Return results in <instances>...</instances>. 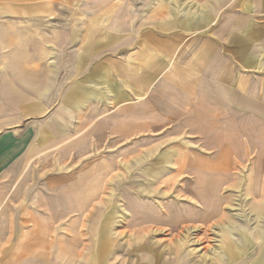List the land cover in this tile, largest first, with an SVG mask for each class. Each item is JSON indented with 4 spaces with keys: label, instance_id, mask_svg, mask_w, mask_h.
I'll return each instance as SVG.
<instances>
[{
    "label": "crops",
    "instance_id": "0c3cea01",
    "mask_svg": "<svg viewBox=\"0 0 264 264\" xmlns=\"http://www.w3.org/2000/svg\"><path fill=\"white\" fill-rule=\"evenodd\" d=\"M197 1L194 16L176 21L165 17L159 27L133 29V48L126 50L130 33L89 34L88 23L78 49L82 26L68 23L62 32L60 18L71 17V12L54 8L60 0H0V134L29 125L38 131L62 97L68 99L75 126L77 114L84 115L79 128L83 124L87 136L102 139L109 128L119 141L126 131L138 133L136 138L154 143V155L168 136L184 129L199 131L210 144L207 135H213L221 114L264 115V0ZM78 99H84L79 110ZM126 122L131 124L125 127ZM198 122L212 126L200 129ZM161 136L165 139L152 140ZM73 174L76 184L58 188L79 198L65 197L56 207L53 203L59 216L29 219L24 230L17 229L22 219L12 220L0 237V264H125L112 260L106 204L88 201L101 186L87 179L107 175L84 170ZM144 206L133 209L138 240L133 245L137 262L132 255L131 264H202L192 261L193 251L188 257L178 250L174 255L175 245L170 256L153 249L154 231L149 233L148 227L157 220V208L153 203ZM151 206L152 212L143 216L140 210ZM247 236L253 237L242 235L241 246L235 240L226 252L215 250L214 259L222 261L226 255L224 264H231L237 254L229 251L244 254ZM256 264H264V246Z\"/></svg>",
    "mask_w": 264,
    "mask_h": 264
},
{
    "label": "rangeland",
    "instance_id": "374dc122",
    "mask_svg": "<svg viewBox=\"0 0 264 264\" xmlns=\"http://www.w3.org/2000/svg\"><path fill=\"white\" fill-rule=\"evenodd\" d=\"M197 4V0H60V6L54 8L71 12V17L60 18L62 32L68 23L82 26L78 28V49L84 45L86 32L101 30L121 37L130 33V43L124 47L131 50L133 29L159 27L165 17L176 21L192 13L194 16ZM85 23L90 26L86 32ZM83 101L78 99V110ZM55 103L38 131L29 125L28 129L0 134V237L7 234L12 220L22 219L17 229L24 230L29 219L59 216L61 211L53 210V203L56 207L65 197L78 199L80 195L63 194L58 187L76 184L73 173L84 170L107 175L87 179L101 186V192L88 201L106 204L113 262L131 264L132 255L137 262L133 209L152 203L157 208V220L148 227L149 233L154 231L153 249L170 256L175 245L174 255L178 250L188 257L193 251V262L224 264L229 261L226 255L216 261L213 252H226L235 240L241 246L242 235L248 233L253 237L247 236L244 254L229 251L237 254L231 264L258 262L264 246V205L258 204L264 202V192L259 195L264 189V115L221 114L213 135H207L210 144L204 143L205 136L199 131L193 134L184 129L168 136L170 140L154 155L150 150L154 143L136 138L138 133L126 131V138L119 141L109 128L102 139L87 136L84 125L79 128V118L84 115L77 114L76 129L68 99L62 97ZM253 105L256 109L255 101ZM130 124L126 122L125 127ZM197 126L203 129L212 124L198 122ZM161 155L162 163L157 158ZM153 167L154 172L149 173ZM229 197L233 198L232 206L224 202ZM146 209L140 210L142 215L152 212V206ZM210 211V218L202 220Z\"/></svg>",
    "mask_w": 264,
    "mask_h": 264
},
{
    "label": "bare ground",
    "instance_id": "6f19581e",
    "mask_svg": "<svg viewBox=\"0 0 264 264\" xmlns=\"http://www.w3.org/2000/svg\"><path fill=\"white\" fill-rule=\"evenodd\" d=\"M264 183V182H263ZM261 188V187H260ZM263 188V187H262ZM145 189V188H144ZM260 191V193H259V195L262 197L263 195H261V191H263L264 192V189L263 190H259ZM198 193V192H197ZM196 193V194H197ZM227 197V196H226ZM222 199H224V197L222 198ZM262 199H264V198H262ZM232 201H233V198L232 197H229V198H225V200H224V202H228L227 204L229 205V206H232ZM236 204V203H235ZM259 205L260 204H263L264 205V202L263 201H259V203H258ZM235 206V205H234ZM207 210H205V212H208V208H206ZM211 215V211H210V213L209 214H207L205 217H204V219L202 218V220H205V218L206 219H208V218H210V217H208V216H210ZM208 217V218H207ZM260 234H261V232H260Z\"/></svg>",
    "mask_w": 264,
    "mask_h": 264
}]
</instances>
